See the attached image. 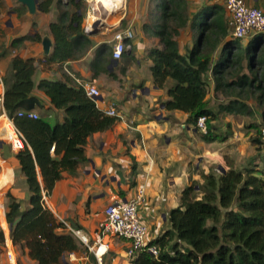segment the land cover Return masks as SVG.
<instances>
[{
	"label": "trees",
	"instance_id": "obj_1",
	"mask_svg": "<svg viewBox=\"0 0 264 264\" xmlns=\"http://www.w3.org/2000/svg\"><path fill=\"white\" fill-rule=\"evenodd\" d=\"M52 6L58 15L50 23L54 49L46 62L79 60L92 47L82 27L88 11L86 2L39 0L43 13L50 12ZM155 11L152 25L163 49L151 50L149 57L155 85L164 88L168 82L173 83L168 88L170 100L165 109L189 114L195 126L199 118L206 117L207 130L202 135L206 142L218 138L212 122L219 113L252 114L250 102L261 108L263 126L264 33L253 35L244 45L231 35L221 4H206L191 17L186 0H158ZM189 21L198 35L194 46L183 54L175 38ZM39 39L21 37L12 45ZM96 57L91 63L94 75L108 72L109 55L101 50ZM36 70L34 59L15 56L2 77L5 112L25 140V148L15 156L30 194L26 208L23 201L11 196L5 217L15 249L27 252L36 264H60L63 257L78 252L82 244L49 210L44 196L52 194L65 172L77 174L88 161L85 148L89 139L112 128L119 117L100 110L77 83V76L65 73L63 81L41 80L35 85ZM209 73L214 78L215 93L229 99L219 104V113L209 108L206 99ZM35 88L44 92L55 109L64 111L62 121L51 124L39 116L33 119L18 115L20 110L43 109L32 96ZM202 178L203 184L193 182L183 191L180 206L169 212L170 228L151 243L159 249V255L143 251L132 258V264H264V170L230 168L223 174L210 172ZM71 227L79 228L74 224ZM5 242V233L0 229V248L4 251Z\"/></svg>",
	"mask_w": 264,
	"mask_h": 264
},
{
	"label": "crops",
	"instance_id": "obj_2",
	"mask_svg": "<svg viewBox=\"0 0 264 264\" xmlns=\"http://www.w3.org/2000/svg\"><path fill=\"white\" fill-rule=\"evenodd\" d=\"M186 1L191 17L204 3L214 4L205 0ZM246 1L264 9V0ZM154 2L125 0L124 9L110 13L113 18L106 23L110 27L99 28L89 35L92 47L87 55L75 61L48 63L46 58L52 55L54 49L50 23L57 19L55 7L43 13L39 10L38 0V7L31 12L19 0H0V4L9 5V11L0 13V36L3 37L0 42V137L4 138L9 133L3 106L5 86L2 77L7 74L15 56L35 60V85L41 80L63 81L65 73L93 84L100 93L97 107L104 112L114 108L119 117L112 128L95 133L89 139L85 148L88 161L77 174L65 172L52 194L44 196L46 206L58 220L70 227L73 224L79 226L78 230L89 240L88 244L80 242L85 245L80 255L70 253L62 258L60 264H132L133 260L127 254L128 243L117 237L102 238L101 244H106L108 250L101 263L93 251V247L96 249L99 245L98 232L105 220L104 210L114 193L126 200L134 196L137 186H145L147 203L140 210V220L147 226L148 239L152 243L170 228L169 212L180 206L183 191L193 182L203 184V175L210 172L220 175L230 168L244 172L264 170V149L251 140V134L242 131L244 116L219 113L215 96H221L214 91L215 82L211 73L207 76L209 92L206 99L212 97L209 108L219 113L212 122L217 140L206 142L202 137L204 132L190 121L189 114L165 109V103L170 100L168 88L173 83L168 82L164 88H158L151 72L153 62L149 57L150 51L163 49L152 25L156 12L152 7ZM15 6L25 7L26 12L15 11ZM190 23L175 38L183 54L194 46L198 35L196 29L190 28ZM88 27L90 25L83 28ZM118 29H131L134 33L133 39L126 40L127 50L121 60L113 59L111 54L113 34ZM187 29L189 32H186ZM37 36L39 40H25L16 47L12 45L17 38L34 39ZM101 50L110 57L108 72L101 71L95 76L91 63ZM215 56L218 59L220 49ZM32 96L43 107L42 110H32L40 118L47 119L51 124L64 119V111L55 109L43 91L35 88ZM6 154L11 167L0 176V195L5 188L13 186L16 198L26 204L30 194L19 161L15 155L12 156L10 149ZM38 174L41 180L39 171ZM0 216L6 229L2 208ZM7 237L8 243L13 245L10 234ZM15 251L19 264H36L27 252ZM89 255L93 256L92 261ZM0 264H8L5 252H0Z\"/></svg>",
	"mask_w": 264,
	"mask_h": 264
},
{
	"label": "built area",
	"instance_id": "obj_3",
	"mask_svg": "<svg viewBox=\"0 0 264 264\" xmlns=\"http://www.w3.org/2000/svg\"><path fill=\"white\" fill-rule=\"evenodd\" d=\"M225 11L229 15V26L231 35L236 39H246L258 33H264V10L257 6L249 5L246 0H220ZM96 5V4H94ZM125 7V6H124ZM124 9V8H123ZM99 11L97 7L92 11ZM92 25H90L91 27ZM90 28L85 29L88 32ZM134 33L131 29H118L113 34V50L112 57L115 60H121L127 50L126 40L133 39ZM77 83L82 86L89 97H99V90L91 83L82 82L76 79ZM106 115L117 116L114 108L107 110ZM19 116L37 119L38 115L32 111L20 110ZM9 128V133L5 136L11 148L20 151L25 148V140L23 134L16 128L12 119L5 117ZM197 127L206 132V117L198 119ZM261 137L264 141V125L261 127ZM147 203L146 188L144 185L136 187L135 194L129 199L124 200L120 195L115 193L109 200V204L104 210L105 220L101 223L98 232V247L93 251L96 254L98 262L101 263L102 256L105 255L108 248L102 243V238L106 236L117 237L128 243L127 254L132 259L137 254L147 251L157 257L159 249L151 245L148 239V228L140 220V210ZM63 223L81 242L88 244L89 240L86 234L78 229ZM11 239V238H10ZM9 237L5 242V255L8 264H19L18 256L12 244L8 243ZM104 247L103 251H101Z\"/></svg>",
	"mask_w": 264,
	"mask_h": 264
},
{
	"label": "rangeland",
	"instance_id": "obj_4",
	"mask_svg": "<svg viewBox=\"0 0 264 264\" xmlns=\"http://www.w3.org/2000/svg\"><path fill=\"white\" fill-rule=\"evenodd\" d=\"M206 2H212L214 4H221V1L220 0H205ZM86 2V6H87V13H86V18L84 19V22L82 24V26L84 27L85 25H88L87 23V20H88V16H89V13L92 12V8L94 7H97L98 10L101 9L99 5H94V2L91 1V0H85ZM158 2V0H155V2L153 3L152 7L155 8V4ZM206 5V3L203 4V6ZM222 5V4H221ZM203 6H200V7H203ZM199 7V8H200ZM259 8H262L259 6ZM15 11H18L20 12L21 14L25 13L26 11V8L25 7H14L13 8ZM198 9V7H197ZM263 9V8H262ZM102 10V9H101ZM264 10V9H263ZM9 11V5L8 4H0V13L1 12H7ZM116 11V9L114 10ZM227 14V12H226ZM115 15V14H113ZM117 16V15H116ZM111 18H113V16H110V14H108V16H104L101 17V20L99 21V23H97V28L100 30H103V27L105 28H108L110 26H108L106 23L111 20ZM106 21L105 23L103 22ZM227 20L229 21V15L227 14ZM104 25V26H102ZM2 29V22L0 21V30ZM3 31V30H2ZM186 32H189V29L186 30ZM3 37L0 36V42L3 41L2 40ZM251 39V37L249 38H246V39H243L241 40L242 43L244 45H246L249 40ZM221 97H218V95L215 96L216 98V104L217 106L220 104V103H226L229 101V99H226L224 96L220 95ZM210 101H213L212 97L211 99L208 100V102ZM250 104L252 105L251 106V111H253L252 114H247V115H244V118H245V124L243 125L242 127V131H246V134H251L250 138L252 141H257L259 140L260 143H259V146L263 147L262 149H264V141L262 140V137H261V127H262V120H261V108H259L257 105L255 104H252V102H250ZM238 115V114H236ZM243 116V115H242ZM254 139V140H253ZM11 150V152L13 153L12 156L16 155L18 153V151H15L11 148V145L10 143L7 142L6 138L4 137H0V176L2 174H4V171L6 170V168L8 167H11V161L9 159V155L6 154L8 152V149ZM8 155V156H7ZM262 166V165H261ZM13 186H8L7 188L4 189V191L2 192V195H0V208L3 209L4 211V216H5V213L7 211V206L9 204V202L11 201V196H15L14 195V191H13ZM16 197V196H15ZM26 204L23 203V206H25ZM7 225V228L5 229L3 224H2V220H1V216H0V229H2L5 233V236L7 238V236L10 234V231H9V225L6 223ZM100 229V227H99ZM83 243V242H82ZM92 243V242H91ZM3 248V249H2ZM0 248L1 252L4 253V247ZM84 248H85V245H81V248L80 250L77 252L78 255L81 254V252L84 251ZM89 258L90 260L92 261L93 260V256L92 255H89Z\"/></svg>",
	"mask_w": 264,
	"mask_h": 264
},
{
	"label": "bare ground",
	"instance_id": "obj_5",
	"mask_svg": "<svg viewBox=\"0 0 264 264\" xmlns=\"http://www.w3.org/2000/svg\"><path fill=\"white\" fill-rule=\"evenodd\" d=\"M94 2V4L99 5L100 9L99 11L90 12L88 16V25H93L95 23H99L101 20V17L108 16L111 12H113L115 9H123L125 6V0H91ZM105 23L106 21L103 20ZM110 22V21H109ZM104 247H102L101 251H103Z\"/></svg>",
	"mask_w": 264,
	"mask_h": 264
},
{
	"label": "water",
	"instance_id": "obj_6",
	"mask_svg": "<svg viewBox=\"0 0 264 264\" xmlns=\"http://www.w3.org/2000/svg\"><path fill=\"white\" fill-rule=\"evenodd\" d=\"M23 5L27 6L31 12H34V10L38 7V0H19ZM97 23L93 24L90 29L88 30V35H93L96 33L99 29L97 28ZM93 100L98 101L99 97H92ZM224 172V171H223ZM9 231L11 232V227H9Z\"/></svg>",
	"mask_w": 264,
	"mask_h": 264
}]
</instances>
